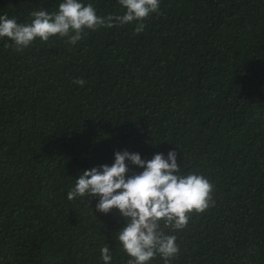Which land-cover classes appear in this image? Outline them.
Listing matches in <instances>:
<instances>
[{"label": "trees", "instance_id": "16d2710c", "mask_svg": "<svg viewBox=\"0 0 264 264\" xmlns=\"http://www.w3.org/2000/svg\"><path fill=\"white\" fill-rule=\"evenodd\" d=\"M61 2L0 0V16L26 23ZM144 24L22 51L0 39V264H103L105 245L110 264H127L118 210L67 198L84 170L125 150L145 161L175 150L180 174L214 185V206L166 230L179 246L170 264H264V0H160Z\"/></svg>", "mask_w": 264, "mask_h": 264}, {"label": "clouds", "instance_id": "9594fccd", "mask_svg": "<svg viewBox=\"0 0 264 264\" xmlns=\"http://www.w3.org/2000/svg\"><path fill=\"white\" fill-rule=\"evenodd\" d=\"M124 10L122 15L100 16L93 4L82 0H62L58 10L49 13L41 9L33 11L30 22L18 23L16 18L0 16V39L8 42L4 47L14 51L27 49L36 39L48 42L50 38H67L76 45L89 31L111 29L136 23L135 34L145 29L144 21L152 14H159L160 0H118ZM73 84L83 87V78L73 79ZM177 152L155 154L143 160L139 153L127 150L114 154V163L84 170L75 179V185L67 194L68 200L78 197L98 198L96 212L109 214L118 210L125 221L116 233L115 240L130 257L127 264H148L156 256L164 264L179 253L177 237L166 230L178 232L189 223L190 214L203 213L214 206V185L197 173L180 174ZM127 162V163H126ZM129 165L142 169L129 175ZM100 258L110 264L109 246H102Z\"/></svg>", "mask_w": 264, "mask_h": 264}]
</instances>
